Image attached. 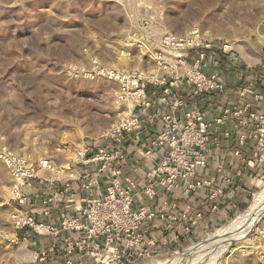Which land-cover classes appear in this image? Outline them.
I'll return each instance as SVG.
<instances>
[{
	"label": "rangeland",
	"instance_id": "obj_1",
	"mask_svg": "<svg viewBox=\"0 0 264 264\" xmlns=\"http://www.w3.org/2000/svg\"><path fill=\"white\" fill-rule=\"evenodd\" d=\"M219 53L248 79L227 87L206 67ZM255 70L264 0H0V264H264V214L260 231L199 261L206 235L264 192L253 137L242 193L218 152L264 129L231 123L264 119ZM207 99L225 104L213 120ZM178 100L198 102L207 137L189 135Z\"/></svg>",
	"mask_w": 264,
	"mask_h": 264
},
{
	"label": "crops",
	"instance_id": "obj_2",
	"mask_svg": "<svg viewBox=\"0 0 264 264\" xmlns=\"http://www.w3.org/2000/svg\"><path fill=\"white\" fill-rule=\"evenodd\" d=\"M206 67L208 68L210 67L211 72L216 73L217 76L223 82H226L225 84H227V87L236 80H241L242 78L248 79V74L250 73V70L244 69L243 65L238 64L236 61H233L228 55L223 53H219L214 57H209ZM251 73L254 75L252 82L255 90L259 92L260 95L264 96L263 71L255 70V71H251ZM208 101L209 100L207 99V101L205 102ZM224 105L225 104L222 101L219 102V100L218 101L216 100V102H214L213 100L209 101L208 104L205 105V110H204L205 119L213 120L214 117H217L222 112ZM197 106H198V102L195 100L194 101L192 100V102L189 103L185 101V106L183 107V109H189V108L191 109ZM232 122L233 121H231V123ZM241 133L242 132L238 131L237 133L232 134L231 137L228 140H226L225 144L222 143L223 146H221L218 152L220 154L219 156L221 157V161L223 162V166L225 167L227 172L230 173L229 175L232 176L233 178L234 185H236L237 188L239 189L238 191L242 193L243 188L245 187L247 188L248 183H250L251 179H253L254 170L251 169V167H247V165L246 167L244 166L245 160L242 158V156H247L248 153H251L252 151L250 149V142H248L247 144L245 143L244 145L237 144L238 143L237 138ZM256 144L257 143L255 142V145ZM255 145L254 146L252 145L253 150H255ZM237 148H239V150L241 151V156H237L234 153V151ZM260 165H262L261 167H263L264 165V152L262 158L257 163V166ZM197 201H198L197 203L200 204L201 200L198 199Z\"/></svg>",
	"mask_w": 264,
	"mask_h": 264
},
{
	"label": "built area",
	"instance_id": "obj_3",
	"mask_svg": "<svg viewBox=\"0 0 264 264\" xmlns=\"http://www.w3.org/2000/svg\"><path fill=\"white\" fill-rule=\"evenodd\" d=\"M183 40V39H182ZM186 40H190V38H186ZM179 45V44H178ZM181 45V44H180ZM204 52L205 51H202V52H198V56H196L197 57V63L199 62V60H202L203 58H204ZM195 67H197V65H195ZM214 80H215V76L214 75H212L211 77H210V79H209V82L211 83V86H210V88H212L213 89V87L214 88H216V85L214 84ZM175 104H176V107H180V108H183L184 106H185V102L183 101V100H178V101H176L175 102ZM186 110V119H190V122H189V125H190V132H192L194 129L196 130V134L197 135H195V134H191V133H189V135L190 136H192V137H194V139H196V138H199L198 136H200V135H202L203 134V136H205V137H207V131H206V127H205V125H204V123H202L201 121H202V116H201V114H200V112L198 111V110H196L195 108H191L190 110H187V109H185ZM224 114H225V116L224 117H226L227 115L226 114H228V116L230 115V114H232V115H240L241 114V110L239 109L238 111H231V110H224ZM251 116H253V115H251ZM262 118V116H260V119H236L237 120V122L238 123H236V122H234L235 121V119H232L233 120V122L232 123H235V124H239V125H244V127H246L249 123H251V121H256V123H260V124H262L263 122H264V119H261ZM217 122H221V119H217L216 120ZM198 126V127H197ZM234 127H235V125H234ZM236 128V127H235ZM256 133H254V134H252V131L250 132V134L249 133H241L239 136H238V143L240 144V145H244L245 144V141H247V139H249V137H253L254 139H255V142L257 143L256 145H255V150H254V153L256 152V151H258V153H259V151L261 150V149H263V147H264V129L263 128H257L256 129V131H255ZM228 133H225V135H227ZM201 140H202V138H201ZM200 140V141H201ZM205 140V139H204ZM200 141H199V143H196L199 147L197 148V150H202V148H203V146H202V143H200ZM234 153L237 155V156H241V151L239 150V148H237L235 151H234ZM255 154H257V153H255ZM252 162V161H251ZM250 161L247 163L248 164V166L249 167H253V166H255V163H254V161L251 163ZM199 182L198 181H196V183H195V186L194 185H192L191 186V188H195L196 186H199ZM81 186L83 187V188H85V189H88L89 187H92V185L90 184V183H88V184H81ZM64 192H71V194H72V192H73V190H74V185H73V183H71L70 185L68 184V185H66L64 188ZM67 195H68V193H66ZM98 205H96L95 206V208L96 209H98V207H97ZM119 212L121 213V209H120V211H118V210H113V212L111 213V215H112V217L113 218H116V219H119V217H120V215H119Z\"/></svg>",
	"mask_w": 264,
	"mask_h": 264
},
{
	"label": "bare ground",
	"instance_id": "obj_4",
	"mask_svg": "<svg viewBox=\"0 0 264 264\" xmlns=\"http://www.w3.org/2000/svg\"><path fill=\"white\" fill-rule=\"evenodd\" d=\"M263 214H264V192L262 191L259 194H257V196L252 200L248 210L246 211V214L239 217L238 220L233 222L232 225L226 228L224 232L216 236H213L212 234L206 235L209 245L205 248L204 250L205 252L200 256L203 258H201L199 261H203L205 255H206V259L208 257L210 258L221 255L223 252L226 251L232 240L239 239L241 236L251 232L253 229L260 231L261 225L259 224V219ZM189 259L183 258L181 260H178L176 264H197L198 262L197 260L192 263V261ZM170 262H171L170 260L163 261V263H170ZM156 263H158V261L155 262L154 264Z\"/></svg>",
	"mask_w": 264,
	"mask_h": 264
},
{
	"label": "trees",
	"instance_id": "obj_5",
	"mask_svg": "<svg viewBox=\"0 0 264 264\" xmlns=\"http://www.w3.org/2000/svg\"><path fill=\"white\" fill-rule=\"evenodd\" d=\"M199 51H205V49L204 48H196V49H194L193 51H191L192 52V55L194 54V55H197L198 54V52Z\"/></svg>",
	"mask_w": 264,
	"mask_h": 264
}]
</instances>
